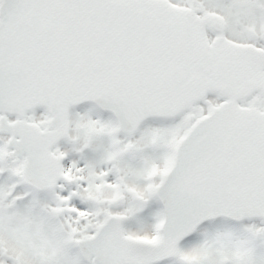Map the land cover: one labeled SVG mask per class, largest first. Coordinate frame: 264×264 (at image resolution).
I'll use <instances>...</instances> for the list:
<instances>
[{
  "label": "snow or ice",
  "instance_id": "6c2138e0",
  "mask_svg": "<svg viewBox=\"0 0 264 264\" xmlns=\"http://www.w3.org/2000/svg\"><path fill=\"white\" fill-rule=\"evenodd\" d=\"M0 264H264V0H0Z\"/></svg>",
  "mask_w": 264,
  "mask_h": 264
}]
</instances>
